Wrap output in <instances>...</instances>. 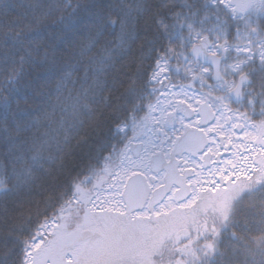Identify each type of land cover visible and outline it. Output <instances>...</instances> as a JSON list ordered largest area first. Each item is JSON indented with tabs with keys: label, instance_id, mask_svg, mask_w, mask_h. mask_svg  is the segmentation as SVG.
<instances>
[{
	"label": "snow or ice",
	"instance_id": "1",
	"mask_svg": "<svg viewBox=\"0 0 264 264\" xmlns=\"http://www.w3.org/2000/svg\"><path fill=\"white\" fill-rule=\"evenodd\" d=\"M0 264H264V0H0Z\"/></svg>",
	"mask_w": 264,
	"mask_h": 264
}]
</instances>
